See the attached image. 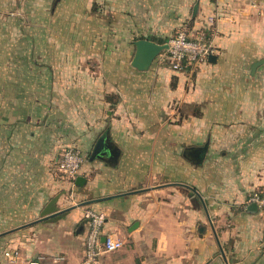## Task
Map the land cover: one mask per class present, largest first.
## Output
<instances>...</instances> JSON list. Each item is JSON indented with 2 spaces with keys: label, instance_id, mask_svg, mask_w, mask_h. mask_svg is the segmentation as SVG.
<instances>
[{
  "label": "crops",
  "instance_id": "1",
  "mask_svg": "<svg viewBox=\"0 0 264 264\" xmlns=\"http://www.w3.org/2000/svg\"><path fill=\"white\" fill-rule=\"evenodd\" d=\"M40 6L44 23L22 29L0 70V264L14 249L84 264L88 210L125 242L97 264L259 263L264 213L249 208L264 194V0ZM183 30L213 45L206 62L175 70L166 49L132 66L137 41ZM106 136L114 164L108 147L94 155ZM68 147L85 158L81 184L59 171Z\"/></svg>",
  "mask_w": 264,
  "mask_h": 264
},
{
  "label": "built area",
  "instance_id": "2",
  "mask_svg": "<svg viewBox=\"0 0 264 264\" xmlns=\"http://www.w3.org/2000/svg\"><path fill=\"white\" fill-rule=\"evenodd\" d=\"M167 45V52L175 70H181L184 67L195 68L206 62L214 54V47L211 43L202 39H191L185 30L172 36ZM84 161L83 153L78 148L68 147L64 149L59 162V171L62 177L73 184ZM250 202L256 204L264 213V194H252ZM86 218L89 221V230L86 236L84 264H97L101 255L119 251L124 247L125 242L123 240L115 238L111 234L104 235L103 229L107 221L104 214L88 210ZM104 237L105 241H103ZM6 257L12 264H42L43 262V258L36 260L24 259L18 249L6 252Z\"/></svg>",
  "mask_w": 264,
  "mask_h": 264
},
{
  "label": "rangeland",
  "instance_id": "3",
  "mask_svg": "<svg viewBox=\"0 0 264 264\" xmlns=\"http://www.w3.org/2000/svg\"><path fill=\"white\" fill-rule=\"evenodd\" d=\"M41 3L42 0H0V70L12 69V47L27 37L22 29L44 23V15L38 10L42 9ZM259 261L257 264H264L263 255Z\"/></svg>",
  "mask_w": 264,
  "mask_h": 264
},
{
  "label": "water",
  "instance_id": "4",
  "mask_svg": "<svg viewBox=\"0 0 264 264\" xmlns=\"http://www.w3.org/2000/svg\"><path fill=\"white\" fill-rule=\"evenodd\" d=\"M135 46L136 53L132 61V66L140 71L148 70L155 59L161 54V52L168 49V45H159L146 39L137 41ZM105 147H108L111 153V157L106 161L110 164L116 163L118 153L116 152V148L107 142V136L100 139L95 149L94 155L102 154V149ZM187 153H189L187 159H189L195 165H201L204 161L206 147L188 149ZM77 184H81L80 178L77 179ZM257 210L258 207L254 203L249 208L250 212H257ZM105 240L106 239L104 237L103 241Z\"/></svg>",
  "mask_w": 264,
  "mask_h": 264
}]
</instances>
